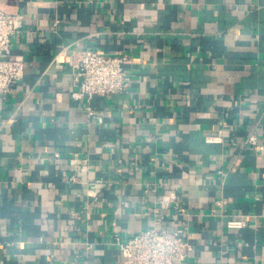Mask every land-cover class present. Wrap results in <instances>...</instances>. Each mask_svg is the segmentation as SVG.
Instances as JSON below:
<instances>
[{
    "label": "crops",
    "instance_id": "0c3cea01",
    "mask_svg": "<svg viewBox=\"0 0 264 264\" xmlns=\"http://www.w3.org/2000/svg\"><path fill=\"white\" fill-rule=\"evenodd\" d=\"M0 9L23 16L12 54L26 65L0 93V264H121L114 233L153 225L147 190L186 209L166 219L185 220L184 264H264V0ZM86 49L128 54L130 88L72 99L70 67L54 59Z\"/></svg>",
    "mask_w": 264,
    "mask_h": 264
},
{
    "label": "built area",
    "instance_id": "2783aa9c",
    "mask_svg": "<svg viewBox=\"0 0 264 264\" xmlns=\"http://www.w3.org/2000/svg\"><path fill=\"white\" fill-rule=\"evenodd\" d=\"M23 30V16L8 14L0 9V93L8 92L12 86L25 77V61L22 56L12 54V38ZM65 61L58 54L54 63H66L71 70L73 84L71 93L74 100L89 101L93 97H106L123 94L131 86L127 67L133 60L125 52L109 55L91 49L72 51L65 54ZM92 115L90 107L87 108ZM247 144L256 150L263 147L251 136ZM147 197L155 199L149 214L154 217L152 227L122 239L117 233L113 235V244L118 247L122 257L121 264H184L191 250L188 228L183 219L181 226L170 230L166 225L169 211H177L186 218V209L180 205L174 194L158 196L155 190H147ZM228 228H241L242 222L230 221Z\"/></svg>",
    "mask_w": 264,
    "mask_h": 264
}]
</instances>
